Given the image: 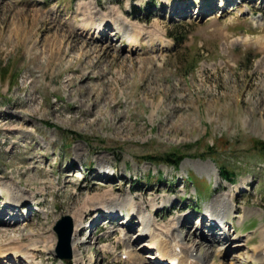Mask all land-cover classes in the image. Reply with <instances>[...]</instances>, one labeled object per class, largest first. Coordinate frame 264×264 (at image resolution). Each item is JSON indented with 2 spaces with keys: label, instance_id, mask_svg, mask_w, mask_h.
I'll return each instance as SVG.
<instances>
[{
  "label": "rangeland",
  "instance_id": "obj_1",
  "mask_svg": "<svg viewBox=\"0 0 264 264\" xmlns=\"http://www.w3.org/2000/svg\"><path fill=\"white\" fill-rule=\"evenodd\" d=\"M220 1L0 0V185L28 205L16 214L0 197L1 246L36 242L37 261L63 264L54 227L70 216L87 241L70 264H131L124 251L155 264L138 236L148 218L163 240L187 235L201 264H260L264 0ZM179 27L187 37L173 48ZM175 149L178 168L144 159ZM130 196L124 216L99 207ZM207 208L228 211V238L210 235Z\"/></svg>",
  "mask_w": 264,
  "mask_h": 264
},
{
  "label": "bare ground",
  "instance_id": "obj_2",
  "mask_svg": "<svg viewBox=\"0 0 264 264\" xmlns=\"http://www.w3.org/2000/svg\"><path fill=\"white\" fill-rule=\"evenodd\" d=\"M222 4H224L223 0H221L220 5H222ZM238 11H239L238 14H244V12L247 13L250 10L248 9L245 11V8H240ZM116 24H115L114 30H116V29L119 30L120 26L118 24L116 26ZM93 30H97L100 33L104 30V25H102V23L94 24ZM129 39H130L131 43L133 44V46L136 47L137 39L134 37H129ZM71 47L73 48V46H71ZM0 194H4L3 195L4 196L3 200L5 201L4 203L9 208L15 209L21 205H23V207L28 206V205L25 206V201H27V197H25L22 194H19V191H16L14 188L10 189L4 185H0ZM105 196L107 197V195H105ZM108 196H110V195H108ZM104 200H106V199H104ZM133 200H134V198L130 196L121 204H116V203L113 204L114 206L111 208L108 207L107 205H104L102 202L99 204V207L101 209L107 210V213H109L110 215H112L113 213H116V210H120L122 213H124V211L127 210L128 208H131L132 210H134ZM115 208H117V209L115 210ZM221 212H222V215L220 216V219H222L223 216H226L228 211L223 209V211H221ZM207 216L210 219V221L216 222V221L220 220L218 218V216H216L215 212L210 210V208H207ZM238 216L240 217V215H238ZM72 217H73L74 221H79V220H77L76 217H74V216H72ZM0 222H1V224L5 225V226H9V224H10V223H8V225H6L4 222H2V218H0ZM140 222L142 223V226L140 227L141 233L139 234V236L142 234L148 236L149 239L145 240L143 245L146 246L147 248L154 250L155 256L153 257V260H154L155 264H160V262L162 260H168L169 264L172 261H177L178 264H188V260H191V259L194 260V257H189L187 260H183L184 255L181 254L182 239H178V238L175 239V242H173L174 244H172L173 245L172 249H167V246L164 245V242H167V241L163 240V237L160 238L159 234L151 229L150 219L142 218V219H140ZM219 222H221V221H219ZM221 224H223V223L221 222ZM231 225H234V223H231ZM76 228H77V226H76ZM211 228L213 230L215 229V223H213L211 225ZM75 232H78V231H75ZM75 232L71 238L72 239L71 246H72V253L74 255V259L77 260L78 257H77V255H75V252L77 250H79L78 247L81 245L82 241L79 240L80 238L76 237ZM263 235H264V233L262 234V236ZM27 236L28 237L33 236V231H29ZM8 242L10 243L9 245H6V246L0 245V258H1V262H4L3 264H10V261L8 263V259L11 257L14 258L13 260L15 262H20L21 260H23L22 264H24V263L42 264L41 261L36 260L37 257H36L35 251H38V247L34 244L36 242H29L25 245H22V244L20 245L19 242L17 241V238H15V237H13L11 239L9 238ZM41 242H42V240H41ZM263 246H264V243H261L259 246H257L254 249V251H257L256 257H255V262H258L260 264H264V248H263ZM122 254L127 255L129 263H131V264H140L142 261V259L138 255H136L135 253H132L131 251H124ZM2 260H4V261H2ZM200 260H201V258L199 260H194L193 262H195L194 264H197V263L199 264L201 262Z\"/></svg>",
  "mask_w": 264,
  "mask_h": 264
},
{
  "label": "trees",
  "instance_id": "obj_3",
  "mask_svg": "<svg viewBox=\"0 0 264 264\" xmlns=\"http://www.w3.org/2000/svg\"><path fill=\"white\" fill-rule=\"evenodd\" d=\"M169 37L171 39H173L175 47L181 45L183 43L184 39L186 38V36L182 35V28H180V27H179V29L175 28L174 30H171L169 32ZM193 67H194V65L189 67L188 72L192 71ZM3 69L6 70V66ZM7 74H8V72L6 73V75ZM254 145H255L256 149L259 150L260 153H263V151H264V147H263L264 143L263 142L257 140L254 142ZM208 153L213 154V145L208 147ZM200 156H205V155L203 153V154H200ZM184 158H185V154L181 153L179 150L175 149V150H172L170 152L155 155V156L148 155L144 159L148 160L149 162H152L153 164L162 163L164 165L171 166L173 168H178ZM219 173H220L221 178L224 181H227V182H233L234 181L235 174L233 173V171H230L225 166L220 165ZM161 179L162 178H160V180ZM187 179L190 180V182H192L195 185H199L201 183L200 182L201 180L199 178H196L195 176H189ZM202 185H203L204 189L207 188L205 182H202Z\"/></svg>",
  "mask_w": 264,
  "mask_h": 264
},
{
  "label": "water",
  "instance_id": "obj_4",
  "mask_svg": "<svg viewBox=\"0 0 264 264\" xmlns=\"http://www.w3.org/2000/svg\"><path fill=\"white\" fill-rule=\"evenodd\" d=\"M58 235V256L64 260L71 259V237L73 232V223L69 216L63 217L54 227Z\"/></svg>",
  "mask_w": 264,
  "mask_h": 264
}]
</instances>
